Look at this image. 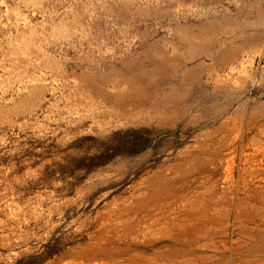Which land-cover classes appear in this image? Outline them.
<instances>
[{"label":"rangeland","instance_id":"1","mask_svg":"<svg viewBox=\"0 0 264 264\" xmlns=\"http://www.w3.org/2000/svg\"><path fill=\"white\" fill-rule=\"evenodd\" d=\"M0 264H264V0H0Z\"/></svg>","mask_w":264,"mask_h":264}]
</instances>
